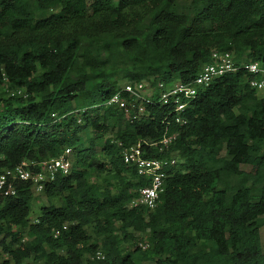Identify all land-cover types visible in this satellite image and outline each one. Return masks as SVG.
<instances>
[{"label":"trees","instance_id":"trees-1","mask_svg":"<svg viewBox=\"0 0 264 264\" xmlns=\"http://www.w3.org/2000/svg\"><path fill=\"white\" fill-rule=\"evenodd\" d=\"M214 50L264 63V0H0V170L72 155L35 220L30 181L0 193V264H264V93L251 74L200 87L182 126L166 128L161 105L132 122L103 105L123 82H189ZM176 130L168 152L145 154L178 157L156 207L130 206L149 179L122 148Z\"/></svg>","mask_w":264,"mask_h":264},{"label":"built area","instance_id":"built-area-1","mask_svg":"<svg viewBox=\"0 0 264 264\" xmlns=\"http://www.w3.org/2000/svg\"><path fill=\"white\" fill-rule=\"evenodd\" d=\"M241 69L251 74L250 87L264 93L263 62L241 60L236 63L232 53L214 50L211 52V61L205 64L194 79L189 82L152 83L151 79L123 82L104 101L103 105L121 110L124 117L131 122L149 114L146 108L147 105H161L168 109L163 118L166 128L172 121L174 124L182 126L187 123L185 114L200 87L207 86L214 78L221 77L227 73H234ZM17 92L19 94L22 93L21 90ZM169 117L171 120L168 119ZM178 133L179 131L177 130L174 133L165 131L159 140L153 141L147 138H140L122 148L121 157L123 162L131 165L137 174L149 179L148 185L142 186L137 190V195L131 200L130 206L142 205L150 210L156 207L159 194L163 191L164 179L167 176L165 170L167 167L175 165L178 162V157L169 155L165 158H149L145 154L152 147H158L159 151L165 150L168 152L170 144L176 139ZM1 159L2 156L0 154ZM71 165L72 155L70 148H65L58 157H51L39 162L24 159L12 168L0 170V193L13 195L15 193L14 183L19 180L30 181L34 194L40 195L45 185L50 183L58 173L68 174ZM33 167H39V169L33 170ZM63 228L65 229L66 225ZM146 246L147 244L142 245V247ZM95 257L101 259L103 254L97 251Z\"/></svg>","mask_w":264,"mask_h":264},{"label":"rangeland","instance_id":"rangeland-1","mask_svg":"<svg viewBox=\"0 0 264 264\" xmlns=\"http://www.w3.org/2000/svg\"><path fill=\"white\" fill-rule=\"evenodd\" d=\"M246 167L247 166H245V165L242 166V168H246ZM90 180L94 181L93 179H90ZM46 203H47V201H46V198L44 196H41V195L34 196V199L32 200V204H31V213L29 216L30 220L35 219V217L38 213L39 207L41 205L46 204ZM260 239H261L262 247L264 249V226H262L260 228ZM145 264H154V262L150 261V262H146Z\"/></svg>","mask_w":264,"mask_h":264}]
</instances>
